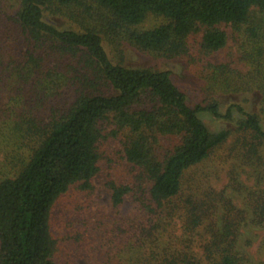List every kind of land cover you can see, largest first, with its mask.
Segmentation results:
<instances>
[{
  "label": "trees",
  "instance_id": "trees-1",
  "mask_svg": "<svg viewBox=\"0 0 264 264\" xmlns=\"http://www.w3.org/2000/svg\"><path fill=\"white\" fill-rule=\"evenodd\" d=\"M149 15L164 22L137 28ZM57 16L68 22L47 19ZM12 21L26 49L14 55L0 37V264H57L52 209L71 186L92 188L107 136L121 138L134 171L131 182L111 185L113 204L129 196L143 212L125 230L117 264H256L240 238L264 227V189L233 176L229 194L194 169L230 134L206 118L234 121L249 157L264 146L261 115L236 103L222 109L215 97L264 99V0H18ZM235 34L248 71L207 59ZM122 39L195 64L208 83L203 100L191 104L169 70L110 57L104 41ZM67 93L61 108L52 103ZM245 190L249 201L239 207Z\"/></svg>",
  "mask_w": 264,
  "mask_h": 264
},
{
  "label": "rangeland",
  "instance_id": "rangeland-1",
  "mask_svg": "<svg viewBox=\"0 0 264 264\" xmlns=\"http://www.w3.org/2000/svg\"><path fill=\"white\" fill-rule=\"evenodd\" d=\"M17 7L18 0H0L2 44L11 43L13 54L19 56L25 51L26 46L21 33L12 21ZM47 19L58 25L68 22L60 16L47 17ZM163 22V18L149 15L137 28L148 29ZM227 31L232 33L233 29L228 27ZM240 41L239 36L231 35L228 44L209 55L207 59L212 63H228L235 69L248 71L250 64L242 59L238 49ZM104 45L110 57L115 60L121 59V62L128 66L169 70L175 83L186 91L191 104L203 100L204 89L208 83L196 72L195 64H189L184 58H156L137 50L125 39L114 45L106 40ZM24 88V92H27V87ZM69 96L68 93L61 95L52 103L61 108L69 101ZM215 97L222 109L236 103L259 113L264 124V99L259 93L217 92ZM39 112L48 116L49 105L44 104L39 108ZM205 121L210 128H225L230 134L207 160L194 169L198 177L203 178L216 190L226 189L229 194H233L232 188L229 187L233 176L247 189H264V146L258 149L257 154L249 157L246 155V148L241 146L242 132L237 129L234 121L223 119L216 121L208 118ZM101 153L100 171L92 180V188L84 191L78 184L71 186L52 209L50 224L51 232L56 239L57 251L54 261L57 264H117L118 259H122L124 255L120 252L122 253L130 240L125 230L129 227L130 221H140L143 216L139 203L132 197L125 196L118 206H114L112 201L111 185L119 186L131 182L134 172L123 157L121 138L107 136L102 139ZM248 201L249 197L245 190L236 197L235 203L239 207H244ZM176 234H180L179 229ZM240 245L247 248L256 264H264V227H247L240 238Z\"/></svg>",
  "mask_w": 264,
  "mask_h": 264
}]
</instances>
